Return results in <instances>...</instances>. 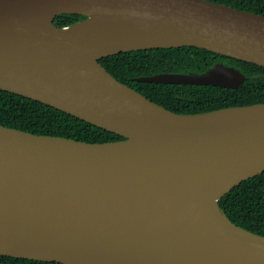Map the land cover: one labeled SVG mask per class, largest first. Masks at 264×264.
I'll use <instances>...</instances> for the list:
<instances>
[{"label": "water", "instance_id": "1", "mask_svg": "<svg viewBox=\"0 0 264 264\" xmlns=\"http://www.w3.org/2000/svg\"><path fill=\"white\" fill-rule=\"evenodd\" d=\"M84 19L57 27L59 15ZM193 47L264 68V15L209 0H0V90L123 140L0 125V256L57 264H264L219 201L264 174V103L177 114L99 60ZM216 64L139 82L239 89Z\"/></svg>", "mask_w": 264, "mask_h": 264}, {"label": "trees", "instance_id": "2", "mask_svg": "<svg viewBox=\"0 0 264 264\" xmlns=\"http://www.w3.org/2000/svg\"><path fill=\"white\" fill-rule=\"evenodd\" d=\"M238 10L264 15V0H209ZM84 17L59 15L57 27ZM119 82L177 114H202L224 108L264 103V68L193 47L120 53L99 60ZM217 63L239 69L246 77L239 89L218 86L155 84L138 78L162 73L202 74ZM0 125L35 135L105 143L124 138L40 102L0 90ZM228 218L252 233L264 236V174L235 187L219 201ZM0 264H57L0 256Z\"/></svg>", "mask_w": 264, "mask_h": 264}, {"label": "flooded vegetation", "instance_id": "3", "mask_svg": "<svg viewBox=\"0 0 264 264\" xmlns=\"http://www.w3.org/2000/svg\"><path fill=\"white\" fill-rule=\"evenodd\" d=\"M218 64V63H217ZM223 64V63H222Z\"/></svg>", "mask_w": 264, "mask_h": 264}]
</instances>
